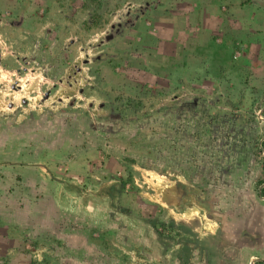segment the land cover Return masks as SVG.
Segmentation results:
<instances>
[{
	"label": "rangeland",
	"instance_id": "1",
	"mask_svg": "<svg viewBox=\"0 0 264 264\" xmlns=\"http://www.w3.org/2000/svg\"><path fill=\"white\" fill-rule=\"evenodd\" d=\"M252 3L0 6V264H174L148 214L212 232L217 264L264 259V0Z\"/></svg>",
	"mask_w": 264,
	"mask_h": 264
},
{
	"label": "trees",
	"instance_id": "2",
	"mask_svg": "<svg viewBox=\"0 0 264 264\" xmlns=\"http://www.w3.org/2000/svg\"><path fill=\"white\" fill-rule=\"evenodd\" d=\"M126 184L127 180L122 178L117 184L109 185L106 189V194L111 200L117 199L118 201ZM260 193L264 195V191ZM159 216L161 214H148L146 222L152 226L159 240H164V254L169 253L172 257L177 258L180 264H188V258L190 257L192 249L200 248L204 253L207 264H217V260L221 258L224 248L214 242V236H200L183 222H176L174 219H171L166 223L160 220ZM175 237H178L177 243H179V246L169 251L168 247L170 243H175ZM258 264H264V260H261Z\"/></svg>",
	"mask_w": 264,
	"mask_h": 264
},
{
	"label": "crops",
	"instance_id": "3",
	"mask_svg": "<svg viewBox=\"0 0 264 264\" xmlns=\"http://www.w3.org/2000/svg\"><path fill=\"white\" fill-rule=\"evenodd\" d=\"M10 0H0V6H2V5H5V4H7L8 2H9ZM253 1V0H252ZM263 0H254V2L255 3H252V6L251 7H253V8H255L256 7V5H259V2H262ZM212 5H210L209 7H211ZM250 7V5H248V3H246L245 5H243V6H241V7ZM194 12H198V11H194ZM187 221L186 220H184V222L183 223H185L186 225H188L191 229H193L188 223H186ZM194 230V229H193ZM194 231H196V230H194ZM197 233H198V231H196ZM199 234V233H198ZM200 236H209V235H211V236H214L213 234H212V232H207V234H199ZM171 251V250H170ZM199 252L200 253V257H201V259H202V261H203V263L204 264H207V262H206V260H205V257H204V253H203V251L200 249V248H194V249H192V251H191V254H190V257L188 258L189 259V263L188 264H192L193 262H192V255H194L195 254V252ZM167 254H169V253H167ZM172 257V256H171ZM173 259V262H174V264H180L179 263V261H178V259L177 258H172Z\"/></svg>",
	"mask_w": 264,
	"mask_h": 264
},
{
	"label": "water",
	"instance_id": "4",
	"mask_svg": "<svg viewBox=\"0 0 264 264\" xmlns=\"http://www.w3.org/2000/svg\"><path fill=\"white\" fill-rule=\"evenodd\" d=\"M261 260H263V259H262V258H259V259H258V261H261Z\"/></svg>",
	"mask_w": 264,
	"mask_h": 264
},
{
	"label": "flooded vegetation",
	"instance_id": "5",
	"mask_svg": "<svg viewBox=\"0 0 264 264\" xmlns=\"http://www.w3.org/2000/svg\"><path fill=\"white\" fill-rule=\"evenodd\" d=\"M264 260V259H263ZM258 262H260V261H258Z\"/></svg>",
	"mask_w": 264,
	"mask_h": 264
}]
</instances>
